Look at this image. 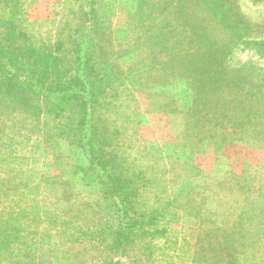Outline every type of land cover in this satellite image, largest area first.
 <instances>
[{
	"label": "rangeland",
	"instance_id": "374dc122",
	"mask_svg": "<svg viewBox=\"0 0 264 264\" xmlns=\"http://www.w3.org/2000/svg\"><path fill=\"white\" fill-rule=\"evenodd\" d=\"M163 1L170 0H141L139 7L135 6V0H100L97 6L100 13L103 8L102 13L110 18L116 42L141 44L140 49L135 45L133 49L137 51L120 60L124 72L131 65L139 64L140 89L135 90L132 83H126L118 93L108 92L105 96L112 98L104 100L106 110L101 109L94 118L95 123H100L98 134L102 141L114 136L113 142L118 140L123 145L119 147L118 156L106 153L111 165L116 167L117 185L103 186L102 178H107L90 171V160L85 152L73 148L65 139H59L58 145L52 147L33 131L25 132L24 127L15 138L17 163L11 159L7 163L0 162L2 264L21 262L28 252L34 257L36 263L33 264H40L42 260L44 264H104L107 256L121 264H217L219 259L232 258L229 249L220 250L223 240H239L243 235L256 247L247 249L240 258L247 255L264 260V141L251 146L208 140L202 146L199 143L202 134L196 139L186 135L188 119L178 109L185 112L190 106L187 100L192 84L178 80L173 86H162L158 69L145 68L146 62L160 59L168 64L170 59L167 54H160L157 40L144 43L138 34H144L150 22L159 27L170 23V27L175 24L186 29L205 23L203 17L185 18L176 13L178 10L174 9L181 8L185 0H171L172 13L162 16L161 24L152 16L153 11L147 12L144 4ZM254 1L231 3L251 26L259 20L264 25V11L256 15L250 12ZM260 2L264 5V0ZM74 6V0H21L18 27L29 36L48 41L64 23L72 20ZM87 14L82 15L81 22L88 19ZM150 15L154 21H150ZM252 28V32L249 31L253 37L264 34V27L260 31ZM129 30L131 35H128ZM170 30L165 28V36ZM235 40L245 42L247 39L235 37ZM99 44L103 46L102 42ZM234 46L237 48L232 49V68L228 69L235 71L241 66L242 80L233 89L225 87L224 92L246 97L251 93L264 101V58L246 44ZM207 94L210 95V91ZM210 101L230 109L232 103H238L231 98ZM113 102L114 106L118 103L120 106L115 109L108 106ZM2 106L0 115L7 116L10 111ZM228 111L226 116L232 114ZM126 116H129L127 122L124 121ZM24 117L18 112L8 120L14 125L23 123ZM226 118L229 121L231 117ZM2 122L8 124L4 118ZM29 124L34 127L33 120ZM228 124L224 128L231 134L235 128ZM16 126L14 133L21 129ZM262 127L264 130V124ZM20 136H26V140ZM10 163L13 165L8 167ZM81 168L88 170V181ZM119 172L123 174L119 176ZM134 193L138 195L134 206L140 212H152L147 232L137 222L133 227L136 232L128 239L133 242L126 243L127 250L125 247L120 250L125 252L123 256L108 251L99 253L91 242L103 240L102 230L116 227V219L108 216L109 210L100 211L99 201ZM78 198L82 202H78ZM83 203H88V207L92 205L91 210L83 209ZM251 228L253 232H249ZM148 241H152L146 251L149 256L142 255ZM5 244L8 250H4ZM254 264L261 262L256 260Z\"/></svg>",
	"mask_w": 264,
	"mask_h": 264
},
{
	"label": "trees",
	"instance_id": "16d2710c",
	"mask_svg": "<svg viewBox=\"0 0 264 264\" xmlns=\"http://www.w3.org/2000/svg\"><path fill=\"white\" fill-rule=\"evenodd\" d=\"M20 1L0 0V105L3 104L2 107L10 111L7 116L0 115V162L7 163L11 159L17 163L15 138L26 127L25 132L33 131L37 137L44 138L49 146L58 145V140L63 138L73 148L84 151L90 160V171L98 172L101 178L103 176L107 178V180L102 178V185L116 186L119 181L117 170L111 165L106 153L118 156L119 147L123 145L118 140L113 142L114 136H108L109 138L102 141L98 134L100 123H95L94 118L101 109L106 110L103 102L112 98L105 96L108 92L118 93L126 83H132L135 90L140 89L142 78L139 75L142 74L138 71L139 64L131 65L128 71L124 72L120 60L133 51L136 52L137 50L133 49L135 45L140 49L141 44L126 42L127 45L116 42L109 23L110 18L102 13L103 8L101 13L97 9L100 0H88V2L74 0L73 18L70 22L64 23L48 41L34 38L18 27ZM135 1H137L135 6L139 7L141 0ZM260 1L255 0L250 4V12L256 15L264 11V5ZM231 2L234 0H185L181 8L174 9L178 10L176 13L179 12L185 18L203 17L205 23L204 26L197 23L188 29L175 24L170 27V23L162 24L164 18L162 16L172 13L171 0L153 5L144 4L147 12L153 11L152 16L162 25L159 27V24L150 22L154 21L150 15L148 29L138 36L144 43L157 40L160 54H167L170 59L168 64L160 62V59H150L148 63L146 62L145 68L158 69L162 86H173L178 80L191 82L192 90L187 100L190 106L184 110L185 112L179 109L178 111L184 113L188 119L186 135H193V139H196L202 134L199 140L202 146L206 145L208 140L221 144L240 142L251 146L264 141L263 99L254 97L251 93L246 97L232 96L224 92L225 87L233 89L242 80L241 66L235 71L228 69L232 68L230 60L236 43L250 46L257 52L256 55L264 58V34L255 38L249 31L252 32V27L257 31L263 30L262 20L256 21L251 26L250 22L248 23L236 12ZM85 13H88V19L85 18V21L81 22ZM185 25H187L186 21ZM165 28L171 29L167 36H165ZM128 35H131L130 30ZM235 37H243L247 40L236 42ZM98 41L102 42L103 46H100ZM125 48L130 50L124 51ZM152 79L151 77V81ZM208 91L210 95L207 94ZM217 98L222 100L231 98L238 103H232V109L227 105H213L210 100ZM114 104L115 102L108 103V106L114 109L120 106V103L115 106ZM228 110L232 111V114L227 115L231 117L229 121L226 118ZM18 112L26 117H24L25 121L13 125L8 119ZM2 118L6 119L10 126L1 123ZM32 120L34 127L32 124L28 125ZM128 120L129 116H126L124 121ZM227 123L235 128L231 134H227L224 128ZM16 125L21 129L14 133L15 128L18 127ZM56 137L57 140H53ZM20 138L26 140V136ZM12 165L10 163L7 166ZM1 166L5 167V164ZM81 170L85 173L84 179L88 181V170L83 168ZM122 174L119 172V176ZM109 181H112L111 185L108 184ZM45 182L49 185L47 181ZM136 196L137 193L114 195L99 201L100 211L109 210L108 216L113 215L116 219L114 220L116 227L112 225L113 228L101 231L100 236L103 240L91 242V246L96 247L99 253L108 251L116 256H123L125 252L121 251L126 243L133 242L128 239L136 232L133 227L137 222L144 226V232H147L146 227L150 224L152 212H140L134 206ZM77 200L82 202L79 198ZM83 204V209L91 210L92 205L88 207V203ZM7 226L12 225L7 224ZM249 232H253V229L251 228ZM145 245L142 255L151 248L152 241L146 242ZM254 247L255 244H252L245 235L239 240H223L220 250L229 249L232 258H223L221 261L219 259L217 264H254L256 260L264 264L263 259L261 261L255 256L246 255L240 258L243 252ZM3 248L8 250L9 246L5 244ZM127 248L128 246L125 250ZM16 258L21 260L20 256ZM23 259L14 264L36 263L29 252ZM104 259V264H121L110 256ZM40 264H44L43 260Z\"/></svg>",
	"mask_w": 264,
	"mask_h": 264
}]
</instances>
